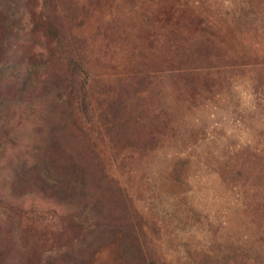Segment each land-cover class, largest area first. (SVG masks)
I'll return each mask as SVG.
<instances>
[{
	"label": "rangeland",
	"instance_id": "374dc122",
	"mask_svg": "<svg viewBox=\"0 0 264 264\" xmlns=\"http://www.w3.org/2000/svg\"><path fill=\"white\" fill-rule=\"evenodd\" d=\"M0 264H264V0H0Z\"/></svg>",
	"mask_w": 264,
	"mask_h": 264
}]
</instances>
